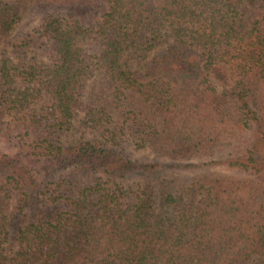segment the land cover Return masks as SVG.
Wrapping results in <instances>:
<instances>
[{"label": "trees", "instance_id": "16d2710c", "mask_svg": "<svg viewBox=\"0 0 264 264\" xmlns=\"http://www.w3.org/2000/svg\"><path fill=\"white\" fill-rule=\"evenodd\" d=\"M0 42V264H264V0H0Z\"/></svg>", "mask_w": 264, "mask_h": 264}, {"label": "rangeland", "instance_id": "374dc122", "mask_svg": "<svg viewBox=\"0 0 264 264\" xmlns=\"http://www.w3.org/2000/svg\"><path fill=\"white\" fill-rule=\"evenodd\" d=\"M41 23V14L37 12L35 9L32 8H26L25 12L22 14V19L17 25L13 35L12 39H19V38H24L25 36H28V34L31 33L33 29L38 27V25ZM31 49H34V52H37L38 54H41L42 57L45 58V52H44V47L42 48L41 45H34L31 47ZM9 50L2 46V43L0 42V60L2 59V54L5 53L7 54ZM163 53V52H162ZM160 50H157L155 52L156 56L162 55ZM77 137L74 138L75 141L78 140V138L83 137V130L81 128H77L76 131ZM87 138V137H83ZM89 138V137H88ZM142 159L145 157H148L146 154H141L140 156ZM211 172L216 173V174H228V175H234V176H239L240 174H235L232 172L224 171L221 168H213Z\"/></svg>", "mask_w": 264, "mask_h": 264}]
</instances>
